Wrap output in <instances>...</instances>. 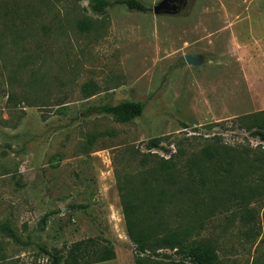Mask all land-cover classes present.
I'll list each match as a JSON object with an SVG mask.
<instances>
[{"label": "rangeland", "instance_id": "374dc122", "mask_svg": "<svg viewBox=\"0 0 264 264\" xmlns=\"http://www.w3.org/2000/svg\"><path fill=\"white\" fill-rule=\"evenodd\" d=\"M140 1L0 0V264H52L89 238L115 252L94 264H135L122 192L145 199L148 169L178 149L176 167L226 148L242 162L202 160L189 215L225 264H264V142L243 128L264 121V0H181L173 15ZM125 101L145 104L126 124L94 110Z\"/></svg>", "mask_w": 264, "mask_h": 264}, {"label": "trees", "instance_id": "16d2710c", "mask_svg": "<svg viewBox=\"0 0 264 264\" xmlns=\"http://www.w3.org/2000/svg\"><path fill=\"white\" fill-rule=\"evenodd\" d=\"M125 4L129 10L147 12L149 9L140 0H123L115 2ZM108 0H90L93 10L104 14L113 4ZM145 109L143 102L125 101L116 105L105 104L94 108L102 114L111 115L118 123H129L140 117ZM250 118H238L242 124ZM255 120L256 116H254ZM247 123L243 128L264 142V121ZM95 139L91 136L90 142ZM156 145V144H155ZM158 144L155 146L157 147ZM208 151V152H207ZM202 149L195 159L187 162L183 167H176L174 160L182 149H178L168 159H161L158 166L149 168V179H144L142 185L146 198L138 200L130 197L126 190L122 192V208L127 225V233L135 245L137 256L135 264H184L182 262H160L154 259L160 251L169 250L193 259L197 264H225L219 257L216 246L205 238L199 237V230L203 220L197 215H189V208L197 212L202 202V192L205 188V176L201 161L208 157L218 163L224 172L231 173L233 164L242 160L231 156L226 148L224 153L216 154L215 150ZM154 157V156H153ZM145 156L142 163H149ZM187 172V173H186ZM174 187L180 202L165 200V187ZM192 205V206H191ZM171 210L165 215L166 210ZM174 222V224H172ZM115 258L113 247L104 240H81L74 243L63 254L54 255L52 264H94L110 261Z\"/></svg>", "mask_w": 264, "mask_h": 264}, {"label": "water", "instance_id": "95a60500", "mask_svg": "<svg viewBox=\"0 0 264 264\" xmlns=\"http://www.w3.org/2000/svg\"><path fill=\"white\" fill-rule=\"evenodd\" d=\"M181 0H162L153 7V12L156 15H173L179 11ZM186 61L189 64L198 63V58L194 56H186Z\"/></svg>", "mask_w": 264, "mask_h": 264}]
</instances>
